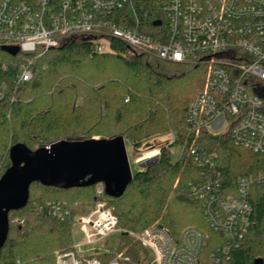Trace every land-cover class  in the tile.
Wrapping results in <instances>:
<instances>
[{"label": "trees", "instance_id": "obj_1", "mask_svg": "<svg viewBox=\"0 0 264 264\" xmlns=\"http://www.w3.org/2000/svg\"><path fill=\"white\" fill-rule=\"evenodd\" d=\"M149 26L155 30L152 22ZM0 58L11 62L7 69L0 67V81L8 84L7 97L0 103V180L11 167L10 152L18 144L36 151L64 138L91 140L97 135L122 136L140 148L147 140L174 133V146L184 147L177 161L171 148L164 149L158 162L135 174L122 197H107L118 218L120 240L115 251L95 256L109 262L120 253L129 259L123 264H154L150 251L133 234L163 226L179 240L194 227L207 236L201 264H216L213 255L226 241L222 232L210 227L190 184L218 179L216 192L234 197L239 178L264 173V153L235 146L229 134L202 130L196 137L192 132L189 108L205 83L202 67L138 54L118 41L112 42L110 51L100 52L89 37L41 56L12 58L0 50ZM26 58L32 61L33 78L15 86L12 79ZM191 147L216 152L215 169L194 163ZM95 190L96 186L62 190L34 183L27 207L9 215L0 264H56L57 253L73 252L77 213L94 200ZM251 203L253 212L240 248L220 264L264 260V185L252 187ZM48 204H61L70 215L60 221Z\"/></svg>", "mask_w": 264, "mask_h": 264}, {"label": "built area", "instance_id": "obj_2", "mask_svg": "<svg viewBox=\"0 0 264 264\" xmlns=\"http://www.w3.org/2000/svg\"><path fill=\"white\" fill-rule=\"evenodd\" d=\"M156 22L161 25L154 26ZM88 37L100 52L110 51L112 42L118 41L138 54L202 67L205 83L189 108L192 132L196 137L202 130L229 134L235 146L264 153V0H0V50L12 58L41 56ZM5 48H18L19 53L12 56ZM10 63L0 58L3 69ZM31 65L30 59L25 60L12 79L15 86L32 80ZM7 91L8 84L0 81V103ZM180 148L178 159L184 150ZM190 156L200 168L215 169L216 152L191 147ZM255 184L264 185V173L239 178L234 197L216 192L218 179L207 177L205 182L190 184L210 227L222 232L226 241L213 255L216 264L229 261L244 240ZM107 197L105 185H96L93 211L77 218L84 241L75 244L73 252L58 254L56 264L129 261L121 255L109 262L76 256L84 252L83 247L98 244L117 231L118 218ZM46 208L60 221L70 215L61 204ZM133 236L153 254L154 264H201L207 239L194 227L187 228L179 240L163 226Z\"/></svg>", "mask_w": 264, "mask_h": 264}, {"label": "water", "instance_id": "obj_3", "mask_svg": "<svg viewBox=\"0 0 264 264\" xmlns=\"http://www.w3.org/2000/svg\"><path fill=\"white\" fill-rule=\"evenodd\" d=\"M160 25V22L154 23V26ZM3 50L12 56L19 53L18 48ZM149 144L146 152L141 151L142 147H133L135 158L136 155L142 158L145 153L151 152L161 154L164 149L172 147L174 136L160 137ZM10 160L11 167L0 180V252L9 235V215L27 207L34 183L62 190L104 184L106 195L117 199L125 194L135 176L126 139L122 136L112 139H65L36 151L18 144L11 149ZM255 264H264V260L257 259Z\"/></svg>", "mask_w": 264, "mask_h": 264}, {"label": "rangeland", "instance_id": "obj_4", "mask_svg": "<svg viewBox=\"0 0 264 264\" xmlns=\"http://www.w3.org/2000/svg\"><path fill=\"white\" fill-rule=\"evenodd\" d=\"M168 135H173L174 136V133H170ZM164 136H167V135H164ZM164 136H160V137H164ZM160 137H156V138H152L150 140H147L146 142H144L142 144V148H141V151L142 152H146L148 151V148L150 146H147V145H150L149 143H151L152 141L160 138ZM64 139H80V138H64ZM92 139H102L101 136H97V135H94L92 137ZM126 145H127V150H128V155H129V160H130V165H131V168H132V172L133 174H136L140 171H143L145 170L148 166L150 165H153L155 164L156 162H158V157H159V154H156L154 157H151L149 159H146L144 160L143 162H139V157H137L136 155V158L133 154V146L131 145L130 142H126ZM171 148V153H172V157H173V161H177L179 155H180V150L181 148L178 147L177 145L174 146V144L172 145ZM111 205V204H110ZM94 204H93V200L92 201H89L88 203H86L82 208V210H79L78 211V215H77V218L78 217H81V216H84L86 214H89L93 211L94 209ZM73 239L75 241V244H79V243H82L85 239V235L84 233L82 232L80 226L78 225V222H77V225L76 227L74 228V233H73ZM119 240H120V230L117 229V231H115L114 233H112L110 236L106 237L105 239H101L100 241H98V244H95V245H91V246H85L83 247L84 250H89L91 248H96V251H90L88 252V254L85 253V257L86 258H90V257H93L95 255H98L100 252L102 251H109V252H113L116 250L117 246H118V243H119ZM151 253V252H150ZM58 254H62V253H57L56 256ZM115 255H121L120 253H116ZM123 256V255H121ZM151 258L154 260V256L153 254L151 253Z\"/></svg>", "mask_w": 264, "mask_h": 264}, {"label": "bare ground", "instance_id": "obj_5", "mask_svg": "<svg viewBox=\"0 0 264 264\" xmlns=\"http://www.w3.org/2000/svg\"><path fill=\"white\" fill-rule=\"evenodd\" d=\"M155 155H156L155 152L145 153L144 156L139 159V162H143L144 160L154 157Z\"/></svg>", "mask_w": 264, "mask_h": 264}, {"label": "crops", "instance_id": "obj_6", "mask_svg": "<svg viewBox=\"0 0 264 264\" xmlns=\"http://www.w3.org/2000/svg\"><path fill=\"white\" fill-rule=\"evenodd\" d=\"M83 251H84V252H83L82 254H80V255H76V256H77L78 258L85 257V256H84L85 253L88 254V252L93 251V250H92V248H91V249H89V250L87 249V250H83Z\"/></svg>", "mask_w": 264, "mask_h": 264}]
</instances>
